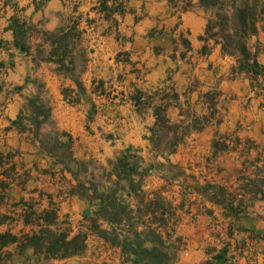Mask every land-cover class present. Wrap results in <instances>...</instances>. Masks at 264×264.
I'll return each mask as SVG.
<instances>
[{
    "label": "crops",
    "instance_id": "crops-1",
    "mask_svg": "<svg viewBox=\"0 0 264 264\" xmlns=\"http://www.w3.org/2000/svg\"><path fill=\"white\" fill-rule=\"evenodd\" d=\"M174 11L167 0H0V235L16 238L0 243V264H122L120 249L102 239L96 237L91 248L83 215L65 207L73 199L70 174L43 152L29 128L19 131L17 126L27 109L26 100L39 97L43 88L40 97L47 103L50 120L73 138V157H104L97 151L104 149L103 133L112 135L106 144L112 140L115 145L108 148L109 154L121 146L144 148L145 127L155 124L154 110L162 101L153 103L156 98L152 97L145 115H140L125 98L133 91L155 96L168 86L176 99L167 104L165 117L183 124L185 102L193 111L204 93L214 88L216 79L227 69L230 72L235 63L222 56L220 47L211 41L207 52H201L206 43L199 38L206 22L198 11L183 12L178 20ZM259 23L257 29L264 21ZM175 29L186 33L189 46L183 56ZM159 31L160 35L155 33ZM68 33L75 35L73 61L81 64L75 72L64 74L53 55V40ZM256 60L264 67L258 56ZM67 61L64 58L63 63ZM216 64L223 74L216 73ZM72 77H78L81 85L74 102L77 85ZM241 78L229 81L238 102L218 124L223 132L218 128L217 133L225 135L226 125L240 126L238 140L250 141V153L263 160L264 107L260 108L249 80ZM195 83L199 86L194 87ZM64 90L69 96H63ZM113 93L120 97L114 98ZM201 135L209 145L218 140L215 134ZM226 153L234 156L242 151L229 148ZM211 166L214 172H226ZM211 182L221 184L215 179ZM225 199L221 203L194 198L197 202L188 209L176 206L171 210L176 218L175 237L187 245L177 248L175 256L163 264H264V197L258 194L250 199L239 194ZM46 212L53 213L51 224L43 219ZM46 229L67 230L69 237L87 234L85 249L59 259L46 250H36L25 239Z\"/></svg>",
    "mask_w": 264,
    "mask_h": 264
},
{
    "label": "rangeland",
    "instance_id": "rangeland-1",
    "mask_svg": "<svg viewBox=\"0 0 264 264\" xmlns=\"http://www.w3.org/2000/svg\"><path fill=\"white\" fill-rule=\"evenodd\" d=\"M167 1L169 7L175 8L174 14L176 20L180 18L183 12L194 10L201 14L207 24L208 21H215L216 15L219 14L217 7L201 4L198 0ZM179 24L178 21L176 26H179ZM261 24V27L257 29L256 33L248 39L247 44L255 57L258 56L259 60L264 62V23ZM176 31L175 29L173 34L177 37L178 47H180L179 55L183 56L185 50L189 46L186 41V33L184 31L180 33L177 31L178 34ZM155 33L160 35L161 31ZM153 34L154 33H151L150 36H153ZM58 37L62 40L57 43L58 45L54 46L55 53H53V55L60 65L59 70L64 74L75 72L76 65L81 64L80 62L73 61V55L71 54L75 49V35L68 33L58 35ZM63 45L66 46L64 47ZM64 58L68 59L66 63H63ZM215 70L216 73L219 71L223 74V68L220 65L216 64ZM239 76H242L241 79L247 78L249 80L248 84L250 85L253 95L258 98L260 108L264 107V74L251 78L244 73H239L238 71L233 72V70L229 72L227 69L226 73L220 75L216 79L214 88L204 93L203 98L200 100L201 104L198 102L199 104L197 103L196 106H193V111L191 110V105L187 106L185 102L182 108L184 117L182 119L183 124L179 125L176 122L167 120L170 125L178 126V129L174 130V128L171 127L169 129H154V124L148 125L145 127V135L143 136V142L146 144L144 148L135 147L134 145L121 146L120 149H116L112 154H109L107 150L109 147L112 148L115 146L114 142L111 140V143L106 144L108 141L107 137L112 135L103 133L102 136L106 141L104 142V149H98L97 151L104 153V157H73L80 163H78V170H80V172H86L84 175L86 181H90V176H93L96 182L104 184L105 187H109L110 184L115 181L114 177L111 179L107 178L108 173L114 170L113 164L116 163L115 166L121 170V166L123 165L121 162H123L138 170L137 175L129 179L132 180V186L136 188L140 187L143 193H135L138 195V198L133 194L127 198L125 194L121 192L118 195L123 204L129 205L133 210L140 209L141 211H145V215L147 214L144 217V221H141L137 214L132 215L135 219L131 224H134L133 226L137 229L136 232L143 231L145 233L142 234L140 240H137L132 233L125 235L126 238H128V244L131 245V247L127 249L129 252L134 250L138 251L140 249L154 250L163 254L162 256L164 258L162 259L161 257L158 260H150L146 257L135 258L129 254L121 256L122 264H163L165 261L175 256H173V254H175L177 248L186 247V241H183L182 238L177 239L175 237L177 226L175 225L176 218L173 217L171 210L176 208V206L188 209L193 206V203L197 202L194 201V198H203L204 200L211 199V201L216 200L217 202L223 203L226 200L225 198L229 199L231 196L236 198L239 194L247 195L250 199H255L258 194L264 197V159L261 160L250 153L253 149V145L250 141L246 139L242 141L238 140L236 133H241V130L239 131L240 126L236 125L234 128L226 125L229 130L224 133L225 135L217 133L218 128H220L221 131V126L219 127L218 124L223 117H225L228 109H231V107L238 102L237 99L234 100L235 95L233 96L232 91L229 90V81ZM72 78L77 85L75 97H72V102H74L76 101V96L81 93V85L78 83V77ZM197 86H199V84L195 83L194 87ZM168 88H170V86L160 93L156 92L155 96H151L152 93L149 94L150 96H147L148 94L141 92L136 94L133 91L132 94L128 97L126 96L125 99L126 101H130L137 108L140 115L142 113L145 115V107L148 102H152V97L156 98H154L156 101L153 100V103L159 102L158 99L162 101L161 106H167L170 102L173 103L175 101L176 95L169 91ZM42 89L43 88H41V93L43 92ZM62 94L63 96H69L70 92L64 90ZM40 96H37V98L41 101L43 110L49 109L47 103L43 101ZM112 96H114V98H119L120 93H113ZM33 99L26 100L27 109H25L17 129L23 131L29 128L32 138L39 143L44 142L43 144H48L46 146L44 145L46 150H51L54 154H58L59 157L65 158L68 155L66 148L53 150L50 148H52L51 146L58 140L56 131L66 133L73 140L71 134L61 130L59 127L57 128L50 118L40 126V130L38 131L36 121L40 120V118L36 119L37 117L33 115L36 110L30 107V100ZM242 102L245 101L243 100ZM158 104L160 103H157V105ZM246 106L247 109H249L245 102V107ZM236 107L240 108V104L236 105ZM238 110L239 109H237V112L241 114V111ZM193 112L196 113V116L192 114ZM234 113H236V111ZM90 115H92V110L89 112V117H87L88 120H91ZM192 115L195 117V123H190ZM245 117L247 118V115H244V118ZM198 126H202L201 129L193 130V128ZM201 134L211 135L212 137L215 134V136H218V140L215 139V143L213 142L209 145L207 142H204L205 139L201 137ZM180 137L182 141H184L170 152L169 149L172 144H174L173 140ZM59 140L66 142L65 138H59ZM229 148L232 150L241 149L242 153L235 154L234 156L227 155V153L224 154ZM211 164L215 165L216 169L223 168L222 170H226V172L219 173V171H212L211 169H213L214 166H211ZM256 165H262V167L256 168ZM60 168L62 167L60 166ZM67 168L70 172L75 170L73 164L68 165ZM70 177L73 181L72 186L74 187L76 185V180L71 175ZM79 178L82 180L81 176ZM219 178H221V180ZM212 179L219 180L221 184H212ZM225 180L227 182H225ZM230 181L233 182L230 183ZM119 184L126 186L124 179L120 180ZM215 185L223 186V188L220 187L217 189ZM127 191H129V189ZM69 193L73 199L69 200L65 207L68 206L72 212H80L83 217L85 215L91 216V211H88L86 199L71 192V189ZM215 196H217V198H215ZM176 199H179V201L177 202ZM71 208L73 210H71ZM181 215H178L180 222L182 221ZM182 217L184 218V215H182ZM177 221L179 220L177 219ZM127 224L128 223H126V225ZM128 226L125 227L127 230ZM92 227L93 225L88 223V235L89 241H91L89 244L91 248H94L95 243L93 240L96 239L97 232L93 230L94 227ZM103 228H106L105 224H103ZM120 228L123 229V227ZM120 228L118 227V234ZM122 240H124L123 234L119 237V241ZM117 248L120 249L121 245L117 246ZM46 257L47 255H45V259Z\"/></svg>",
    "mask_w": 264,
    "mask_h": 264
},
{
    "label": "trees",
    "instance_id": "trees-1",
    "mask_svg": "<svg viewBox=\"0 0 264 264\" xmlns=\"http://www.w3.org/2000/svg\"><path fill=\"white\" fill-rule=\"evenodd\" d=\"M46 1V0H43ZM201 4L209 5L211 7H217L219 14L216 15L215 21H208L205 27V32L203 36L199 39L206 43L203 46L201 52L206 53L207 43L213 42L215 46L220 47L221 54L224 57L230 58L234 61L235 67L232 68L233 72L238 71L239 73H244L251 78H255L264 74V67L259 65L255 55L250 51L247 41L254 35L257 31V23L264 21V0H198ZM62 40L58 35L54 36L53 44L60 42ZM64 47L66 45H63ZM22 51H26L23 46L20 47ZM71 63V62H70ZM30 107L36 110L33 115L39 119L36 121L38 126V131L40 126L47 122L50 118L49 109L43 110V105L38 98L30 100ZM166 105L158 106L154 110L155 124L154 129L174 128L178 129L176 125H170L165 117ZM20 121V117H19ZM196 120L193 121L195 123ZM202 126L193 128V130H199ZM187 133V132H186ZM56 136L58 140L54 142V145L50 149H61L66 148L68 155L65 158H61L58 154H54L51 150H46L44 147L48 144L39 143L41 149L45 154L52 157L55 164L61 166L63 171L69 173L76 180V185L71 188V192L78 194L87 201L88 211H91V216H84V220L87 223L93 225V230H96L97 237L105 241L111 246L121 245V254L126 256L131 254L133 257H146L150 260L162 257L159 252L154 250L140 249L138 251L134 250L129 252L127 248L131 245L128 244L125 235L132 233L133 236L138 240L142 238V234L145 232H136L134 224L133 214H137L141 221H144L145 211L140 209L133 210L129 205L123 204L119 199V193H124L125 197H130L133 194L138 198L135 193H143L140 187L136 188L132 186V180L130 177L137 175V169L129 166L127 163L121 161V170L113 164V171L108 173V179L115 178L109 187H105L104 184H100L95 181L93 176H90V181H86L84 176L86 172H80L78 170V163L72 156V139L64 132L56 131ZM176 137V136H175ZM178 137V136H177ZM59 138H65L66 142H62ZM182 142L181 137L175 138L169 151L173 149ZM45 145V146H44ZM73 164L75 170L70 172L67 168L68 165ZM80 164V163H79ZM83 173V174H82ZM82 177L80 180L79 177ZM106 179V180H108ZM125 180L126 186L119 184L120 180ZM129 189V191H127ZM127 191V192H126ZM151 213V212H150ZM53 218V213L46 212L43 219L47 224H51ZM126 223H128L126 225ZM103 224L106 228H103ZM130 224V225H129ZM122 225V226H121ZM129 225V226H128ZM128 226L127 228H125ZM117 227V228H116ZM118 227H123L119 229V234L117 233ZM123 234L124 240L119 241V237ZM27 241L31 242L36 250H46L55 258H68L77 254H80L85 249V241L87 239V234L77 233L72 237H69V232L67 230L55 232L51 230H41L38 236H30L25 238ZM16 238L10 234L0 235V243L14 242ZM47 248H43V246ZM165 255V254H164ZM127 259V258H126ZM136 264V263H132Z\"/></svg>",
    "mask_w": 264,
    "mask_h": 264
}]
</instances>
